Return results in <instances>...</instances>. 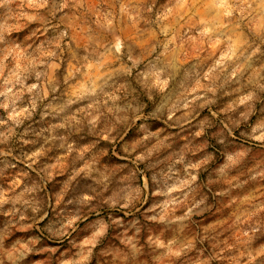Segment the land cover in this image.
Returning a JSON list of instances; mask_svg holds the SVG:
<instances>
[{
	"label": "clouds",
	"instance_id": "9594fccd",
	"mask_svg": "<svg viewBox=\"0 0 264 264\" xmlns=\"http://www.w3.org/2000/svg\"><path fill=\"white\" fill-rule=\"evenodd\" d=\"M0 264H264V0H0Z\"/></svg>",
	"mask_w": 264,
	"mask_h": 264
}]
</instances>
